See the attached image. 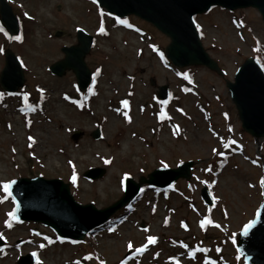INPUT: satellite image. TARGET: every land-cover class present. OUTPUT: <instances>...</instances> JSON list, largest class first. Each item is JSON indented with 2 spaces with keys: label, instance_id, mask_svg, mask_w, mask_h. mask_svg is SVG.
Here are the masks:
<instances>
[{
  "label": "rangeland",
  "instance_id": "obj_1",
  "mask_svg": "<svg viewBox=\"0 0 264 264\" xmlns=\"http://www.w3.org/2000/svg\"><path fill=\"white\" fill-rule=\"evenodd\" d=\"M9 2L20 19L21 39H11L0 19V74L4 50L11 48L26 81L16 93L0 85V264H18L33 253L35 264H245L238 236L263 201L264 136L243 128L227 80L250 56L264 67L259 10L217 6L196 16L221 75L202 65L173 66L164 54L167 35L135 15H111L92 0ZM81 27L95 37L85 57L92 71L85 91L72 70L63 76L50 70L64 57L62 46L78 43ZM56 30L64 33L57 37ZM161 85L172 91L166 101L157 95ZM96 127L103 131L98 140L92 136ZM75 130L83 133L78 139ZM188 160L189 179L165 189L142 184L82 241L62 238L41 222L14 220V202L3 190L18 177L60 178L76 201L104 208L124 195L125 174L139 181L163 164L177 167ZM95 167L105 175L86 178L84 172ZM205 187L213 206L201 196ZM205 220L210 223L201 226Z\"/></svg>",
  "mask_w": 264,
  "mask_h": 264
},
{
  "label": "water",
  "instance_id": "obj_2",
  "mask_svg": "<svg viewBox=\"0 0 264 264\" xmlns=\"http://www.w3.org/2000/svg\"><path fill=\"white\" fill-rule=\"evenodd\" d=\"M110 14L118 17L135 15L155 25L170 38L164 52L177 67L204 65L217 71L218 62L205 49L195 23V17L208 12L214 6L229 10L255 7L263 15L264 0H93ZM60 8V6H58ZM1 20L15 37L20 31V21L8 0H0ZM64 32L56 30L55 36ZM77 44L64 45L65 56L54 62L50 70L57 76H63L72 70L81 89H86L91 81V69L85 57L94 45V36L83 28L77 30ZM26 81L23 64L11 48L5 50V66L0 74V83L8 92H15ZM230 95L236 104L243 128L256 137L264 136V68L256 57H248L235 74V81H227ZM161 99H168L171 90L168 85L158 87ZM81 130H75L73 137L82 136ZM95 139L103 136L100 127L92 131ZM193 161L182 162L178 167H159L148 177L142 176L136 181L132 176L125 178V194L113 204L97 208L93 203L82 204L76 201L70 192L69 183L60 178L19 177L11 180V197L15 202L13 210L15 220L42 222L52 227L66 238L83 240L85 235L127 204L139 192L143 183L165 188L173 185L179 178L189 179ZM106 170L101 167L90 168L84 176L90 179L102 178ZM202 196L208 205L214 204L208 188L202 189ZM252 224L245 235V226ZM239 236L238 249L245 257L246 264H264V201L256 217L248 222ZM0 244H3L0 238ZM36 256H24L18 264H35Z\"/></svg>",
  "mask_w": 264,
  "mask_h": 264
},
{
  "label": "snow or ice",
  "instance_id": "obj_3",
  "mask_svg": "<svg viewBox=\"0 0 264 264\" xmlns=\"http://www.w3.org/2000/svg\"><path fill=\"white\" fill-rule=\"evenodd\" d=\"M120 23H122V24H126L127 21L121 20ZM129 27H131V25H129ZM99 31H100L101 33H104V32H105L104 27L101 26L100 29H99ZM16 39L19 40V39H21V38H20L19 36H17ZM161 55H162V54H161ZM98 71H99V70H98ZM185 78H187V74H185ZM0 95H2V94H0ZM123 104H124V106L127 108L129 102H128L127 100H125V101H123ZM124 115H125V117H127V118L129 119V122H130L131 118L128 117L127 112H125ZM161 118H162V119L164 118V113H161ZM176 131H179L178 126H177ZM32 139H33L32 137H29V140H32ZM104 162L107 164V163H110L111 161H109V160H105ZM69 163H71V161H70ZM161 163L163 164V161H162ZM163 166H164V167H167L168 165H167V164H163ZM73 167H74V166H73ZM125 178H127V174H125ZM71 179H72V182H73V183L76 182V174H75V171L73 172V175H72V178H71ZM12 183H14V181L3 184V190L8 194V196H11L10 188H11V184H12ZM261 185L264 186V179L261 180ZM9 215H11V216L14 217L15 214H14V213H10ZM205 223H210V221H208V220L202 221V222H201V226H203ZM9 226H11V225H9ZM251 227H252V224H251V223L245 226V235L247 234V230H248L249 228H251ZM148 241H149L150 243H155V241H156V237H154V236H149V237H148ZM40 247H44V245H41ZM132 247H133L132 243L129 242V244H128V248L131 249ZM142 250H143L142 248L135 249L136 252H140V251H142ZM33 256H36V253H33ZM85 259H91V257H86ZM37 264H41V262L39 261V259H37ZM100 264H104V261H101ZM122 264H127V261H122Z\"/></svg>",
  "mask_w": 264,
  "mask_h": 264
},
{
  "label": "bare ground",
  "instance_id": "obj_4",
  "mask_svg": "<svg viewBox=\"0 0 264 264\" xmlns=\"http://www.w3.org/2000/svg\"><path fill=\"white\" fill-rule=\"evenodd\" d=\"M177 264H179V263H177Z\"/></svg>",
  "mask_w": 264,
  "mask_h": 264
}]
</instances>
